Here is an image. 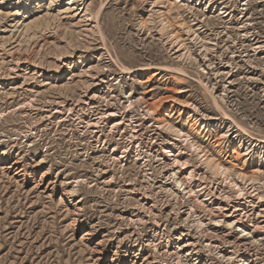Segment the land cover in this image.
<instances>
[{"label":"rangeland","instance_id":"374dc122","mask_svg":"<svg viewBox=\"0 0 264 264\" xmlns=\"http://www.w3.org/2000/svg\"><path fill=\"white\" fill-rule=\"evenodd\" d=\"M71 1L0 6V264H264V0Z\"/></svg>","mask_w":264,"mask_h":264},{"label":"bare ground","instance_id":"6f19581e","mask_svg":"<svg viewBox=\"0 0 264 264\" xmlns=\"http://www.w3.org/2000/svg\"><path fill=\"white\" fill-rule=\"evenodd\" d=\"M7 1H9V0H0V4H1L0 6H2V4H4ZM77 1H79V0H72L69 3V5H73ZM130 105L133 106L134 103L131 102ZM145 105H146L145 108L147 109V111H152L153 109H156V107H157L156 104L151 105V104L145 103ZM133 120H134L133 116H129L128 124L126 125V127L129 130L130 138L134 143L139 142L140 146H144L146 144H144V141L142 139V137H143V134H142L143 133V124H141L140 121H138V120H136L135 122H133ZM239 130L241 132H243L245 135L249 136V134L247 132L243 131L240 128H239ZM222 164H223V161L222 162L217 161L216 167H218V168L223 167ZM164 172H165V175L163 176V179H164L163 187L166 191L171 193V195L177 197V195L180 192V189L182 187L185 186L186 187L185 189L189 188V185H187L186 182H183L182 180H179L177 178V173L174 172L173 165H171L169 163H165ZM199 191H201V189ZM190 192L191 191H189V193ZM178 200H179V198L177 199V201ZM194 216H195V213L193 212V208H192V209H190L188 217L192 218ZM222 237H223V240H225L228 244H230L232 246V248L234 249L233 251L227 252L228 254H230L228 260H231V257H233L237 253L246 252V253H252L253 254V252L256 251L257 242H256V240L253 239V237L249 236V234H243L239 237H233V235L230 232H228V233H223V236L215 235L211 238H212V240L214 239L218 242ZM189 245H191V244L187 243L185 246H189ZM215 245H217V244H215ZM216 249L217 250L220 249L219 252L221 254L223 253L221 246H217ZM224 255H226V254H224Z\"/></svg>","mask_w":264,"mask_h":264}]
</instances>
